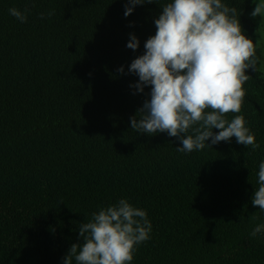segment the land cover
<instances>
[{
    "label": "trees",
    "instance_id": "1",
    "mask_svg": "<svg viewBox=\"0 0 264 264\" xmlns=\"http://www.w3.org/2000/svg\"><path fill=\"white\" fill-rule=\"evenodd\" d=\"M253 1L222 3L256 44ZM168 2L125 17L126 0H0V264H63L82 242L80 224L120 199L152 225L131 264H264V233L250 236L264 223L251 203L264 161V70H247L239 113L255 151L233 137L184 153L166 132L131 129L150 87H132L129 66ZM13 7L27 9L26 22Z\"/></svg>",
    "mask_w": 264,
    "mask_h": 264
},
{
    "label": "clouds",
    "instance_id": "2",
    "mask_svg": "<svg viewBox=\"0 0 264 264\" xmlns=\"http://www.w3.org/2000/svg\"><path fill=\"white\" fill-rule=\"evenodd\" d=\"M146 3L155 0H126L125 17ZM8 11L21 23L27 21V9ZM52 15L50 11L48 16ZM251 16L264 20V0L256 3ZM154 23L156 33L144 43V54L129 66L139 78L132 87L140 93L150 87V99L130 118L131 129L150 136L166 132L180 140L177 151L184 153L233 137L238 144L258 149L255 135L239 115L246 97L243 85L250 79L247 70L255 71L259 62L258 45L244 34L237 9L222 0H170ZM139 45L137 36L130 34L126 46L135 51ZM118 71L123 74V66ZM226 114L236 115L229 121ZM209 139L211 144L206 143ZM257 175L251 203L264 212V161ZM151 230L147 212L120 199L80 224L82 242L71 245L63 264H131L137 246L150 239ZM260 233L264 223L256 225L250 236Z\"/></svg>",
    "mask_w": 264,
    "mask_h": 264
},
{
    "label": "rangeland",
    "instance_id": "3",
    "mask_svg": "<svg viewBox=\"0 0 264 264\" xmlns=\"http://www.w3.org/2000/svg\"><path fill=\"white\" fill-rule=\"evenodd\" d=\"M260 2V0L253 1V10L256 6V3ZM250 17L254 18L255 26L257 27L256 31V44L258 45L257 48V56L259 57V62L257 66H259L260 69L264 70V20H262L261 17H252L250 13Z\"/></svg>",
    "mask_w": 264,
    "mask_h": 264
}]
</instances>
